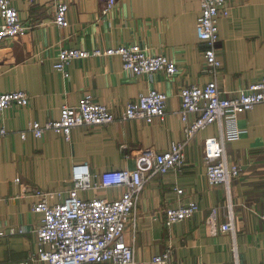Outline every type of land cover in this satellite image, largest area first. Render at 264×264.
<instances>
[{
    "label": "crops",
    "instance_id": "obj_1",
    "mask_svg": "<svg viewBox=\"0 0 264 264\" xmlns=\"http://www.w3.org/2000/svg\"><path fill=\"white\" fill-rule=\"evenodd\" d=\"M30 28L0 48V93L24 90L27 106L0 112V126L9 135L0 140V264H18L34 251L36 229L42 214L33 211L37 189L55 193L51 202L68 195L73 187V166L87 163L92 174L105 170L135 169L144 150L161 152L185 140V123L179 110L181 88L213 80L202 57L197 36L201 0H117L108 14L98 0H65L68 25L54 21L55 0H10ZM230 17L219 21L218 54L222 67L219 86L229 92L258 82L264 71V0H229ZM139 44L151 54L176 61L178 73L159 71L136 76L125 71L118 55L75 59L65 78L54 68L63 48H115ZM152 89L169 95L164 121H122L128 102ZM86 93L107 105L117 117L110 124L77 126L67 141L48 131L22 139L19 131L34 121L59 119L64 105H75ZM193 118V117H192ZM238 136L226 143L230 164L241 174L231 183L212 185L206 175L205 140L220 133L217 123L199 131L186 144L182 172L159 174L145 185L126 240L138 260H148L173 248L174 264H264V102L237 117ZM229 126L224 124V131ZM185 190L178 196L175 188ZM123 189L81 191L82 197L117 198ZM229 199L236 215L238 259L231 233L211 232L207 219L213 209L217 227L227 221ZM189 200L199 202L193 217L168 227L165 209ZM24 233L12 234L11 229Z\"/></svg>",
    "mask_w": 264,
    "mask_h": 264
},
{
    "label": "built area",
    "instance_id": "obj_2",
    "mask_svg": "<svg viewBox=\"0 0 264 264\" xmlns=\"http://www.w3.org/2000/svg\"><path fill=\"white\" fill-rule=\"evenodd\" d=\"M34 2L36 0H29ZM101 13H110L117 0H98ZM70 5L65 0H55L54 21L59 27L68 25L67 14ZM230 17L229 0H201V13L197 20V36L202 57L213 80L204 85L191 84L181 88L179 96L181 107L179 114L185 123V140L173 142L171 147L161 152L144 150L136 157L135 169L105 170L92 174L87 163L73 166V187L65 198L51 202L55 193L37 189L33 211L41 213V224L36 229L34 251L18 264H174L172 246L153 255L148 260H138L134 246L126 240L129 225L136 227V213L141 193L147 182L159 174L182 172L186 164L185 147L195 135L217 123L220 133L209 137L204 143V156L207 159L206 175L212 185H224L230 192L231 183L241 174L238 165L230 164L226 152L229 139L238 136L237 117L251 111L257 104L264 102V71L258 82L251 83L229 94L223 90L217 77L222 67L218 54L219 21ZM30 27L19 15L18 9L10 0H0V48L8 39L27 32ZM118 55L122 59L123 69L136 76L153 75L162 71L168 77L178 73L175 60L164 54H151L139 44H123L115 48H63L59 52L54 68L69 78V65L75 59L87 57ZM169 95L157 89L127 103L120 117L122 121L143 120L149 124L156 120L164 121L167 115ZM30 95L24 90L0 93V112L12 106H27ZM193 117V118H192ZM117 120L111 109L95 101L92 93H86L75 105H64L59 119L42 124L31 122L19 131L22 139L28 134L36 138L43 137L48 131L63 135L71 140L72 129L77 126L96 127ZM229 126L224 131V124ZM9 135V130L0 126V140ZM123 189L122 194L113 199L103 197L86 198L79 193L98 189ZM178 196L185 192L176 187ZM200 209L199 202L189 200L179 207L165 209V225L193 217ZM214 208L207 223L211 232L231 233L233 243L231 251L237 261L236 215L229 199L227 221L217 227ZM264 221V211L261 215ZM12 234L24 233L23 229H11Z\"/></svg>",
    "mask_w": 264,
    "mask_h": 264
}]
</instances>
